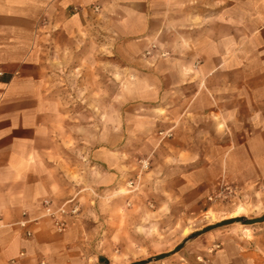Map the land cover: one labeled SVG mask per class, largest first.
Returning a JSON list of instances; mask_svg holds the SVG:
<instances>
[{
    "label": "crops",
    "instance_id": "0c3cea01",
    "mask_svg": "<svg viewBox=\"0 0 264 264\" xmlns=\"http://www.w3.org/2000/svg\"><path fill=\"white\" fill-rule=\"evenodd\" d=\"M130 147L155 199L264 185V0H0V264H102ZM160 264H264V221Z\"/></svg>",
    "mask_w": 264,
    "mask_h": 264
},
{
    "label": "rangeland",
    "instance_id": "374dc122",
    "mask_svg": "<svg viewBox=\"0 0 264 264\" xmlns=\"http://www.w3.org/2000/svg\"><path fill=\"white\" fill-rule=\"evenodd\" d=\"M61 87L68 88L67 92H71L72 86L66 85L65 80L62 81ZM130 92V87L122 83V99L123 95L128 97ZM105 93H112V87L106 86ZM130 104V102L122 100V120L125 119L123 116ZM105 105L107 110V101ZM133 139L135 138L133 137ZM124 141L125 137L122 138V142ZM128 152L133 155L135 163L130 169L127 166L122 168L120 183L116 188L119 190L116 195L119 196L118 201L121 206L119 217L112 213L106 214L105 220L100 226L105 230L106 243V249L103 252L106 260H103L102 264H127L151 255L169 252L189 233L221 219L237 215L255 218L264 214V185L259 189L251 185L247 189H242L238 185L221 181L215 190L205 193L197 203L169 196L163 191L160 192L164 196L163 200L155 199L153 195L161 191L157 186L161 183L151 182V178L148 176L151 167L150 155L146 153V150H138L133 147H130ZM124 159L128 160V157ZM131 194L138 196L133 199L135 209H137L136 206L144 204V200L158 204L161 208H158L156 212V209L153 208V211L147 210L146 213L129 215L126 213L125 207L130 206L128 196ZM110 202L109 204H111ZM87 203L91 206L95 205L90 200ZM96 217L97 215L94 213L84 215V219L93 224L98 223ZM231 226L247 227V224L235 222L214 229H225ZM212 230L188 240L179 251L153 263L160 264L172 257L182 255L195 239L209 234Z\"/></svg>",
    "mask_w": 264,
    "mask_h": 264
},
{
    "label": "water",
    "instance_id": "95a60500",
    "mask_svg": "<svg viewBox=\"0 0 264 264\" xmlns=\"http://www.w3.org/2000/svg\"><path fill=\"white\" fill-rule=\"evenodd\" d=\"M264 221V214L260 215L259 217H255V218H247L245 216H241V215H237V216H234V217H229V218H225V219H221L215 223H212L210 225H207L199 230H196L192 233H189L180 243H178L171 251L169 252H162V253H158V254H155V255H151L145 259H142V260H138V261H134V262H131V263H128V264H147V263H150V262H155V261H158V260H162L166 257H168L169 255L179 251L183 246L184 244L200 235V234H203L207 231H210L214 228H217V227H220V226H223V225H227V224H231V223H242V224H247V225H250V224H254V223H258V222H262Z\"/></svg>",
    "mask_w": 264,
    "mask_h": 264
},
{
    "label": "built area",
    "instance_id": "2783aa9c",
    "mask_svg": "<svg viewBox=\"0 0 264 264\" xmlns=\"http://www.w3.org/2000/svg\"><path fill=\"white\" fill-rule=\"evenodd\" d=\"M46 204L48 202H45ZM59 212L63 215H71V216H76L79 212V207L77 205H74L72 208L70 209H66L65 207H61L59 209ZM21 225H24V222H21ZM54 227L55 229L58 231V232H61L64 230V227H65V223L64 221L60 220V219H55L54 220ZM26 235L27 236H30L31 233L29 231H26ZM219 247V244H214L212 249L213 248H217Z\"/></svg>",
    "mask_w": 264,
    "mask_h": 264
}]
</instances>
